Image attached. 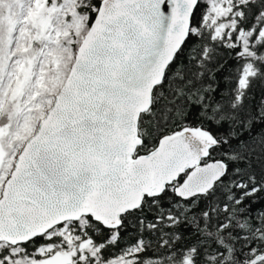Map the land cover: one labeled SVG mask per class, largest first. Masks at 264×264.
I'll return each mask as SVG.
<instances>
[{"label": "snow or ice", "instance_id": "6c2138e0", "mask_svg": "<svg viewBox=\"0 0 264 264\" xmlns=\"http://www.w3.org/2000/svg\"><path fill=\"white\" fill-rule=\"evenodd\" d=\"M0 264H264V0H0Z\"/></svg>", "mask_w": 264, "mask_h": 264}]
</instances>
